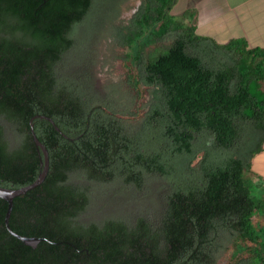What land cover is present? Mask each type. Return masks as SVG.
<instances>
[{"label":"trees","instance_id":"obj_1","mask_svg":"<svg viewBox=\"0 0 264 264\" xmlns=\"http://www.w3.org/2000/svg\"><path fill=\"white\" fill-rule=\"evenodd\" d=\"M127 1L0 0V187L29 186L43 171L31 125L49 156L45 180L14 199L9 221L45 240L11 235L0 198V264H264V179L256 191L246 178L264 149V47L198 35L196 12L172 15L179 0H143L117 27ZM103 2L99 38L110 26L131 49L129 91L98 87L95 41L91 100L61 71ZM171 160L186 184L167 182ZM154 180L167 191L155 222L91 212L92 192Z\"/></svg>","mask_w":264,"mask_h":264},{"label":"rangeland","instance_id":"obj_2","mask_svg":"<svg viewBox=\"0 0 264 264\" xmlns=\"http://www.w3.org/2000/svg\"><path fill=\"white\" fill-rule=\"evenodd\" d=\"M143 0H128L124 6L118 22L115 25L117 27H123L129 25L136 12L139 10ZM109 2H103L101 4L102 9L98 10L94 14V18L88 22V36L84 37L83 31L78 36V42L73 53L68 57L66 66L62 69V74L72 80H66L73 82L76 85V90L80 94H89L90 99H93V92L89 88V80L93 72L92 62L94 59V48L91 44L95 41L99 42L96 45L97 66L95 71L97 73L96 80H98V87L108 86L111 83L124 84L125 90H128L125 82L127 81V75L129 76V65L127 55L131 53L129 47H121L118 43H114L111 37L112 29L108 26L104 32L102 38H99L100 34L98 25L101 17L105 18V14L109 9ZM182 12V4H178L173 10L172 15L175 18H180ZM83 35V36H82ZM82 36V37H81ZM83 38V39H82ZM99 38V39H98ZM82 39V40H81ZM98 39V40H97ZM165 43L158 44L161 50L165 47ZM159 49V50H160ZM153 48L146 49L148 56L153 55ZM88 75H87V74ZM101 98L104 96L99 94ZM88 96V95H87ZM94 102V101H93ZM253 167V166H252ZM170 175L167 182L169 185H184L190 178L184 172H181L176 166L175 162L171 160L169 162ZM178 169V170H177ZM247 179L251 180L252 185L256 188L260 179H264L257 173L252 172L246 175ZM118 185H114L104 191L92 192V205L90 207L92 213L99 212L98 217H118L126 221H131L136 217L143 215L150 221L155 222L161 218L164 212V198L167 194L166 189H160L158 180H154L152 183L147 182L141 191L137 190H123L118 189ZM254 189V188H253ZM227 260V256L223 259L221 264Z\"/></svg>","mask_w":264,"mask_h":264},{"label":"crops","instance_id":"obj_3","mask_svg":"<svg viewBox=\"0 0 264 264\" xmlns=\"http://www.w3.org/2000/svg\"><path fill=\"white\" fill-rule=\"evenodd\" d=\"M178 4H182L180 17L196 12L198 35L219 44L242 38L251 48L264 47V0H179ZM252 166L264 178V149Z\"/></svg>","mask_w":264,"mask_h":264},{"label":"water","instance_id":"obj_4","mask_svg":"<svg viewBox=\"0 0 264 264\" xmlns=\"http://www.w3.org/2000/svg\"><path fill=\"white\" fill-rule=\"evenodd\" d=\"M37 117H35L36 119ZM42 119H46L49 122H51L53 124V126L55 127V129L60 132V129L56 126V124L54 123V121L50 118L47 117H41ZM32 127V132H33V136L35 139V143L36 146L38 147V149L42 150L44 152L45 155V160H41V164L43 166V171L41 172V174L39 175L38 179L36 180V182H34L33 184L20 188V189H7L4 187H0V198H2L3 200H5L8 203V210H7V214L5 217V226L7 228V230L10 232L11 235H13L14 237H16L17 239L21 240L22 242H24L26 245L28 246H32V247H36V245L40 242V239L38 238H28V237H24L21 236L17 233H15L10 225H9V221H10V217H11V213L13 210V206H14V199L23 195H26L29 191L37 188L38 186H40L43 181L45 180L47 173H48V169H49V156H48V151L45 149V147L40 143V141L37 139L35 132L33 130V125H31Z\"/></svg>","mask_w":264,"mask_h":264},{"label":"flooded vegetation","instance_id":"obj_5","mask_svg":"<svg viewBox=\"0 0 264 264\" xmlns=\"http://www.w3.org/2000/svg\"><path fill=\"white\" fill-rule=\"evenodd\" d=\"M38 239H40V242H41L42 240H45V239H42V238H38ZM40 242H39V243H40ZM37 245H38V244H37Z\"/></svg>","mask_w":264,"mask_h":264}]
</instances>
